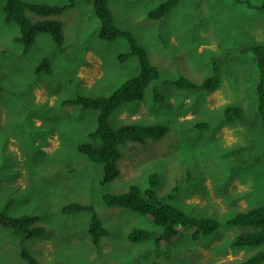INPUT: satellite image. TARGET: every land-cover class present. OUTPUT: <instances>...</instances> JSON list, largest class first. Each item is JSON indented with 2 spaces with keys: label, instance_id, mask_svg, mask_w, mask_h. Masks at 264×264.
<instances>
[{
  "label": "rangeland",
  "instance_id": "1",
  "mask_svg": "<svg viewBox=\"0 0 264 264\" xmlns=\"http://www.w3.org/2000/svg\"><path fill=\"white\" fill-rule=\"evenodd\" d=\"M26 1L72 7L51 16L64 23L63 48L40 32L27 51L17 41L20 25L6 18L7 0H0V211L38 214L46 228L42 236L23 241L14 228L0 224V264H29L22 257L23 243L45 264H237L257 252L259 247L233 245L253 227L225 221L264 204V124L253 50L264 44V0H178L160 19L149 12L165 0H109L117 24L134 33L160 70L144 98L114 111L110 123L116 128L161 123L168 131L162 138L122 145L121 174L105 183L102 163L78 151L96 127L99 111L63 99L111 95L139 74V58L121 59L130 50L127 38L100 37L92 1ZM27 14L33 21L51 18ZM46 58L50 67H40ZM214 75L220 86L213 91L168 83L181 77L203 82ZM156 92L165 100L158 102ZM230 105L240 107L243 118L229 121ZM154 172L161 178V200L189 214L214 217L221 226L198 237L184 228L173 244L129 240L135 228L159 235L164 226L109 205L103 196L133 184L145 189ZM74 201L94 205L110 230L99 245L90 233L91 212H63Z\"/></svg>",
  "mask_w": 264,
  "mask_h": 264
},
{
  "label": "trees",
  "instance_id": "2",
  "mask_svg": "<svg viewBox=\"0 0 264 264\" xmlns=\"http://www.w3.org/2000/svg\"><path fill=\"white\" fill-rule=\"evenodd\" d=\"M88 1L94 3L96 13L100 18V37L107 41L127 38L130 42V50L123 53L120 57L122 60H126L132 55H137L141 67L138 75L124 82L109 96L85 97L76 95L63 99V104H76L83 108H92L99 111L96 127L89 130L85 141L79 144L78 151L94 162L102 163L105 172L101 182L105 183L115 180L121 174L118 161L123 157L122 145L128 141L142 142L149 137L155 139L162 138L167 133L168 127L161 123H130L117 128L111 125L110 118L114 111L126 103L143 99L148 86L154 79L159 77L160 70L150 61L146 49L137 43L134 33L121 28L117 24L113 11L109 6V0ZM177 3L178 0H165L149 13L152 17L160 19ZM70 7H72V4L57 5L28 2L26 0H7L5 11L8 20H15L20 25L22 33L17 37V41L22 42L28 51L32 48L40 32L51 34L56 43L63 48L65 43L64 23L62 20L51 16H60ZM28 10L43 17L50 16L51 18L33 21L27 14ZM253 50L260 68L257 93L259 101L258 107L264 124V44L255 46ZM44 64L50 67V60L47 58L44 59L40 67ZM168 83H174L178 87L186 89L213 91L220 86V79L217 75H214L209 76L203 82H194L186 77H181L170 80ZM156 99L158 102L165 100L164 96L158 92H156ZM226 118L229 121L241 119L243 118V111L238 106L230 105L226 110ZM198 127L208 128L209 124L198 123ZM149 179L150 186L145 189L137 184H133L124 192L106 193L103 196L105 202L109 205H120L130 208L146 216L154 223L164 226V229L159 232V235H154V232L145 228H135L128 234L129 240L141 242L143 240L153 239L155 245L173 244L179 241L182 229L184 228L191 229L193 235L198 237L200 235L208 236L221 226L222 222L214 217L189 214L183 208L171 202L161 200L158 195V188L161 185L159 173H152ZM169 197L173 199L174 193L170 194ZM62 210L65 213L91 212L90 233L96 245H99L101 240L109 235L110 230L104 225L94 205H83L82 203L74 201L65 204ZM40 220L41 217L38 214L10 216L6 211H0V224L14 228L23 241L45 234L46 228L40 224ZM225 222L231 227L238 225L254 228L253 230L243 231L237 235L233 241V245L259 247V249L250 255L249 258L237 264L263 263L264 204L240 211L228 218ZM22 248V257L29 264H45L35 257L24 243L22 244ZM152 264L159 263L155 262Z\"/></svg>",
  "mask_w": 264,
  "mask_h": 264
},
{
  "label": "crops",
  "instance_id": "3",
  "mask_svg": "<svg viewBox=\"0 0 264 264\" xmlns=\"http://www.w3.org/2000/svg\"><path fill=\"white\" fill-rule=\"evenodd\" d=\"M262 38V37H261ZM261 38H260V40H261ZM243 52V51H242Z\"/></svg>",
  "mask_w": 264,
  "mask_h": 264
}]
</instances>
